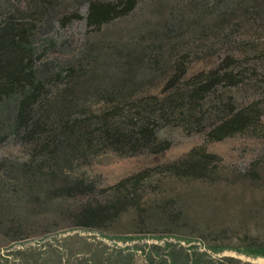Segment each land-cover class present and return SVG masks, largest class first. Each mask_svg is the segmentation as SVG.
<instances>
[{
    "label": "trees",
    "instance_id": "trees-1",
    "mask_svg": "<svg viewBox=\"0 0 264 264\" xmlns=\"http://www.w3.org/2000/svg\"><path fill=\"white\" fill-rule=\"evenodd\" d=\"M164 3L147 12L143 0H0V145L24 151L0 157V264H135L139 253L148 264H241L227 250L264 257L252 237L230 246L219 234L201 245L178 236L176 201H144L162 177L221 180L224 159L209 144L264 138V95L237 97L264 92V60L253 61L264 59V0ZM82 21L106 37L55 38ZM174 127L204 143L113 184L89 172L108 156H163L173 142L161 132ZM240 175L259 180L255 166Z\"/></svg>",
    "mask_w": 264,
    "mask_h": 264
},
{
    "label": "rangeland",
    "instance_id": "rangeland-1",
    "mask_svg": "<svg viewBox=\"0 0 264 264\" xmlns=\"http://www.w3.org/2000/svg\"><path fill=\"white\" fill-rule=\"evenodd\" d=\"M174 0H161L167 6ZM145 11H149L153 0H143ZM85 13V10L83 11ZM142 17L137 15L113 28H128L135 25ZM105 32V31H104ZM106 37L105 34L87 33L85 22L73 24L66 30H59L55 38L68 44L84 45L85 41L97 42ZM264 42V41H263ZM264 59L254 56L256 64ZM262 93V94H261ZM264 95L262 90L255 88L250 91L237 92V97L247 95ZM264 120V117H263ZM172 140L173 145L163 156L154 157L141 155L123 158L108 156L101 159L88 170L93 175L100 176L106 184H113L120 178L146 166H153L160 162L175 160L186 154L192 147L204 143L202 134L189 135L180 127L166 128L161 132ZM209 150L219 154L224 159V177L215 183L199 180L180 181L172 177H162L154 183L145 194L144 201L149 204L161 199H173L181 211V221L178 236H192L197 244L200 242H214L218 235L223 242L230 246L244 244L247 238H255L264 242V138H248L237 136L223 142L211 143ZM24 154V151L13 143L0 145V157ZM250 166L257 167L259 180L240 175ZM132 213L124 216L122 229L128 228L132 221ZM170 235V234H169ZM171 236V235H170ZM183 245L188 246L185 242ZM142 244V243H141ZM162 244V243H161ZM135 264H148L142 254H138ZM142 255V256H141ZM224 256L238 258L241 264H264V257L251 258L238 254L233 250L222 253Z\"/></svg>",
    "mask_w": 264,
    "mask_h": 264
}]
</instances>
